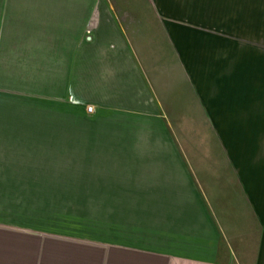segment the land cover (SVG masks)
Listing matches in <instances>:
<instances>
[{
    "label": "crops",
    "instance_id": "crops-1",
    "mask_svg": "<svg viewBox=\"0 0 264 264\" xmlns=\"http://www.w3.org/2000/svg\"><path fill=\"white\" fill-rule=\"evenodd\" d=\"M133 1L29 12L92 132L35 177L75 212L0 221V264H264V0Z\"/></svg>",
    "mask_w": 264,
    "mask_h": 264
},
{
    "label": "rangeland",
    "instance_id": "rangeland-1",
    "mask_svg": "<svg viewBox=\"0 0 264 264\" xmlns=\"http://www.w3.org/2000/svg\"><path fill=\"white\" fill-rule=\"evenodd\" d=\"M86 1L0 0V169L17 165L21 171L0 173V221L13 219L29 228H42L58 224L62 213L65 216L68 211L75 212L74 207L55 203L42 187L44 182L38 183L35 177L46 176L40 173L43 168L50 170L51 165L58 164L62 148L81 147L75 145L82 144V139L92 132L90 114L66 101L65 94L59 91L58 77H51L58 70L46 75L45 62L28 59L35 57L37 49L35 37H29L35 29L29 21L34 13L29 12L38 5L74 6ZM29 166H36L35 171ZM11 175L16 176L14 184L18 187L9 184L6 177ZM32 179L36 182L29 181Z\"/></svg>",
    "mask_w": 264,
    "mask_h": 264
},
{
    "label": "built area",
    "instance_id": "built-area-1",
    "mask_svg": "<svg viewBox=\"0 0 264 264\" xmlns=\"http://www.w3.org/2000/svg\"><path fill=\"white\" fill-rule=\"evenodd\" d=\"M86 111H87L88 113H91V112L93 111V109H92L91 106H88V107L86 108Z\"/></svg>",
    "mask_w": 264,
    "mask_h": 264
}]
</instances>
